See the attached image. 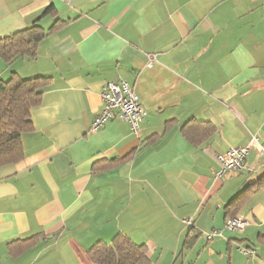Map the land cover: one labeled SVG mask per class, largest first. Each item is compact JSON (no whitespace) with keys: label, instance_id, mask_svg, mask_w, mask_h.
<instances>
[{"label":"crops","instance_id":"crops-1","mask_svg":"<svg viewBox=\"0 0 264 264\" xmlns=\"http://www.w3.org/2000/svg\"><path fill=\"white\" fill-rule=\"evenodd\" d=\"M32 25L35 57L0 56L2 80L51 78L0 165V264H95L88 249L117 234L150 264H264V158L215 176L216 154L264 142V0H0V38ZM118 76L139 130L91 133Z\"/></svg>","mask_w":264,"mask_h":264},{"label":"trees","instance_id":"trees-1","mask_svg":"<svg viewBox=\"0 0 264 264\" xmlns=\"http://www.w3.org/2000/svg\"><path fill=\"white\" fill-rule=\"evenodd\" d=\"M45 35L42 27L32 25L0 38V56L8 62L17 56L33 58L38 42ZM50 79L48 76L19 78L16 75L0 79V165L21 157L20 135L31 127L30 110L39 103ZM199 124L195 122V135L202 132L204 138L209 130ZM258 183L264 184V174ZM87 253L95 264H150L145 246L135 244L123 234H117L111 243L90 247Z\"/></svg>","mask_w":264,"mask_h":264},{"label":"built area","instance_id":"built-area-1","mask_svg":"<svg viewBox=\"0 0 264 264\" xmlns=\"http://www.w3.org/2000/svg\"><path fill=\"white\" fill-rule=\"evenodd\" d=\"M152 55H149L147 67L152 66ZM100 97L102 108L97 112L89 127V132L94 133L99 130L106 122L112 119L124 121L130 132L136 134L139 130L140 123L145 116V110L139 102V98L131 85L120 76L115 80L108 81L104 84ZM249 152L264 158V142L256 134L251 135L249 141L238 147L229 148L224 153H218L215 158L219 168L215 171L216 177H221L229 171H237L245 166V158ZM185 223L190 224V219H184ZM247 221L239 217H230L226 220L225 226L228 229H242ZM217 234L216 231H210L205 234L206 239H210ZM243 252H248L242 249ZM252 252V251H251Z\"/></svg>","mask_w":264,"mask_h":264}]
</instances>
